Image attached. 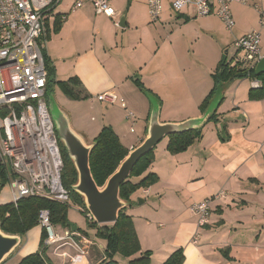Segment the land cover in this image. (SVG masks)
<instances>
[{"label":"crops","instance_id":"0c3cea01","mask_svg":"<svg viewBox=\"0 0 264 264\" xmlns=\"http://www.w3.org/2000/svg\"><path fill=\"white\" fill-rule=\"evenodd\" d=\"M75 1L61 2L45 21V55L52 81L47 92L58 105L57 98L69 102L57 84L67 82L66 89L81 100L69 103L85 102L65 113L87 143L107 126L129 152L146 135L151 110L146 95L159 101L160 122L180 123L200 117L206 98L221 90L215 121L207 123L186 150L170 153L168 137L155 146L142 176L152 173L157 179L135 191L124 210L140 246L132 258L149 252L150 264H163L180 249L182 264H264V90L261 83L254 89L250 79H236L212 93L213 73L224 59L231 62L235 39L259 31L264 56V29L252 8L259 3L264 10V0L231 4V32L214 15L197 18L191 8L173 12L172 0H162L156 22L149 18L147 0H109L113 18L96 14L90 0H80L82 6L73 11ZM105 92L114 94L116 103L97 99ZM126 111L135 116L133 131ZM220 190L227 198L212 201L209 224L197 228L190 206ZM40 234L39 225L31 229L3 264H18L36 253ZM75 234L89 244L87 233L76 228ZM196 234L197 243L192 244ZM103 245L101 241L100 251ZM47 250L46 264H63ZM87 256L81 264H99L103 257L102 252L97 261ZM114 261L129 264L120 256Z\"/></svg>","mask_w":264,"mask_h":264},{"label":"built area","instance_id":"2783aa9c","mask_svg":"<svg viewBox=\"0 0 264 264\" xmlns=\"http://www.w3.org/2000/svg\"><path fill=\"white\" fill-rule=\"evenodd\" d=\"M94 12L113 18L114 10L109 0H90ZM62 0H0V167L5 171L10 203L16 207L26 197L47 199L59 203L69 200V192L61 184L63 160L55 127L46 99L47 71L44 64L45 21L53 14ZM248 5V0H172L170 7L179 13L191 8L197 18L216 16L226 31L231 32L234 22L230 5ZM147 10L152 22H156L162 11V0H147ZM82 6L76 0L71 10ZM258 26L264 29V11L256 9ZM65 15L61 16V20ZM118 25V23H116ZM260 32L252 31L234 40L235 53L230 65L247 73L255 70L264 59L259 48ZM251 87H260L257 79L249 78ZM107 104H114L117 97L111 92L97 96ZM126 119L133 131L135 116L126 111ZM227 193L218 191L210 198L190 206L196 217L197 228L209 224L210 204L214 200H225ZM89 221H92L86 213ZM38 225L48 234L45 246L53 241L70 240L75 255L70 264H81L87 251V243L75 232L54 234L47 210L38 215ZM78 242V243H76ZM197 243V234L191 240ZM71 260V262H70Z\"/></svg>","mask_w":264,"mask_h":264},{"label":"trees","instance_id":"16d2710c","mask_svg":"<svg viewBox=\"0 0 264 264\" xmlns=\"http://www.w3.org/2000/svg\"><path fill=\"white\" fill-rule=\"evenodd\" d=\"M44 64L47 71L46 88L51 81V71L46 61L44 53ZM254 78L260 81L261 90H264V73L255 76L254 71L247 73L237 66L230 65L224 59L213 73L214 93L218 88L232 80ZM67 94L71 93L66 89L67 82H57ZM259 89V90H260ZM73 94V93H71ZM214 95V94H212ZM211 95V96H212ZM211 96L206 98L203 106V112ZM78 99L77 97H75ZM216 112L209 120L214 122ZM208 122V123H209ZM201 135V131H188L183 134L168 136L167 150L170 153H177L187 149ZM95 143L89 157V166L92 178L98 187H102L106 179L117 169L119 163L126 157V150L120 143L117 135L110 127H103L93 140ZM63 160V169L61 172V184L69 192V200L65 203H59L47 199L26 197L18 201L14 207L10 201L0 205V230L8 235H19L22 238L34 227L38 226V215L41 210H47L49 214L50 225H59L69 230L67 221L68 208L71 205L77 206L89 223V228L94 230V238L103 241L102 258L99 264H117L114 261L115 256L129 259V264H150L149 252H144L138 258H132L140 252V246L135 234L131 219L125 215L124 210L119 213L118 220L110 225H97L89 221L86 217V211L83 207L82 199L71 190V186L76 182V171L67 158L65 151L59 143ZM152 152L141 157L133 167L130 177L125 180L119 188V196L122 200L130 202L131 195L141 188H147L156 181V176L152 173L142 176L152 161ZM141 177L138 182H131V178ZM6 173L0 167V192L7 184ZM78 230V229H77ZM81 231V230H78ZM84 235L86 232L81 231ZM48 234L44 228H41L39 248L36 253L24 257L18 264H46L43 259V253L47 246L45 240ZM184 261L183 253L180 249L174 251L163 264H182Z\"/></svg>","mask_w":264,"mask_h":264},{"label":"water","instance_id":"95a60500","mask_svg":"<svg viewBox=\"0 0 264 264\" xmlns=\"http://www.w3.org/2000/svg\"><path fill=\"white\" fill-rule=\"evenodd\" d=\"M120 21L119 26L123 27V18ZM262 73H264V59L256 65L254 70L255 76ZM146 96L151 104V110L145 138L127 153L103 186L98 187L92 178L89 166L90 153L95 143H87L85 138L71 127L68 115L59 107L52 94L46 92L48 110L58 141L76 171V182L71 186V190L82 199L86 213L97 225L114 224L118 220L119 213L129 206L130 202L120 198L119 188L130 177L137 161L153 151L158 143L170 135L201 131L222 100L221 90L218 89L200 117L180 123H162L159 121V101L154 96ZM138 203H142V200H138ZM68 226L72 232L76 231L75 225L68 223ZM22 241V236L8 235L0 230V264L7 260Z\"/></svg>","mask_w":264,"mask_h":264},{"label":"rangeland","instance_id":"374dc122","mask_svg":"<svg viewBox=\"0 0 264 264\" xmlns=\"http://www.w3.org/2000/svg\"><path fill=\"white\" fill-rule=\"evenodd\" d=\"M70 1H72V0H62V4H64V5L68 4ZM249 3H250V1L248 2V5H249ZM255 5L256 6L252 7L254 10H255V8L259 9V10H263V7H261L259 5V3L255 4ZM263 5H264V1H263ZM232 51H233V49H231L230 53H232ZM64 96L66 97V99L69 100V102H73V103L81 102V100H78L75 98L76 97L75 94L68 93ZM57 101H58L60 107L63 109V111L64 112L67 111L68 113H70L69 111H72L73 109H75L76 106H79L82 108L85 105V102L78 104V105H72L71 103L67 102L64 99V97L63 98L62 97L57 98ZM74 117H75V114H73V119H74ZM71 126L75 130L73 125H71ZM160 143H165V140L163 139ZM160 143H158V144H160ZM9 197H10V195H9L8 187L6 185L5 187H3V189L0 192V201H2V202L10 201ZM67 221H68V223L75 225L78 230L84 231L88 234L87 241L89 242V244L86 245L87 251H88L87 259L92 258V259H94V261H97L99 258H101V251L99 249V243H101V241L99 242L96 238L93 237L94 233L92 232V229L89 228L88 221L85 219L84 215L79 211L77 206L71 205L68 208ZM52 230H53L54 234H56L60 237L64 236V228H62L61 226L52 225ZM76 243H78V242H76ZM69 244H71V242H70V240H67V239H65L63 241H53L52 243H50L47 246V248H48L47 251H50L51 256L62 261L63 264H69L68 257L74 256L76 253V251Z\"/></svg>","mask_w":264,"mask_h":264}]
</instances>
